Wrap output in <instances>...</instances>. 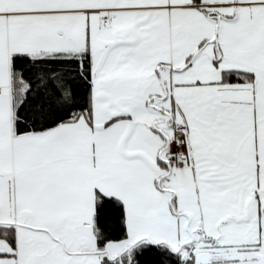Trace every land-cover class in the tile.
<instances>
[{
	"label": "snow or ice",
	"instance_id": "snow-or-ice-1",
	"mask_svg": "<svg viewBox=\"0 0 264 264\" xmlns=\"http://www.w3.org/2000/svg\"><path fill=\"white\" fill-rule=\"evenodd\" d=\"M0 264H264V0H0Z\"/></svg>",
	"mask_w": 264,
	"mask_h": 264
}]
</instances>
